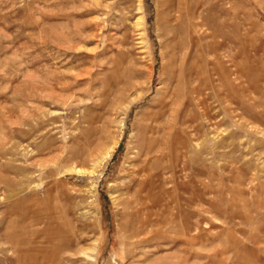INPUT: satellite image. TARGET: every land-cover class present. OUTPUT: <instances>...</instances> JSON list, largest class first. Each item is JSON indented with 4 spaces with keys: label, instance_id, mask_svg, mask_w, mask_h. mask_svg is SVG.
<instances>
[{
    "label": "rangeland",
    "instance_id": "1",
    "mask_svg": "<svg viewBox=\"0 0 264 264\" xmlns=\"http://www.w3.org/2000/svg\"><path fill=\"white\" fill-rule=\"evenodd\" d=\"M0 264H264V0H0Z\"/></svg>",
    "mask_w": 264,
    "mask_h": 264
},
{
    "label": "bare ground",
    "instance_id": "2",
    "mask_svg": "<svg viewBox=\"0 0 264 264\" xmlns=\"http://www.w3.org/2000/svg\"><path fill=\"white\" fill-rule=\"evenodd\" d=\"M142 20V22H143V19H141ZM155 205H156V203H155ZM152 207V206H151ZM146 222H147V225L150 223L148 220H146ZM55 241V240H54ZM57 241V240H56ZM53 243V242H52ZM58 243H59V239H58ZM62 243H64L65 245H68V243H69V241H63ZM61 244V243H60ZM69 246V245H68ZM67 247V246H66ZM70 247V246H69ZM93 250H96V248L94 247V249Z\"/></svg>",
    "mask_w": 264,
    "mask_h": 264
}]
</instances>
